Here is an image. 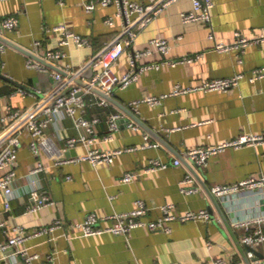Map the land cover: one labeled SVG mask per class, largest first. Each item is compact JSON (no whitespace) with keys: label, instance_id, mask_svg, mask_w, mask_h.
<instances>
[{"label":"crops","instance_id":"0c3cea01","mask_svg":"<svg viewBox=\"0 0 264 264\" xmlns=\"http://www.w3.org/2000/svg\"><path fill=\"white\" fill-rule=\"evenodd\" d=\"M95 0H0V21L14 16L18 27L6 31L0 37L35 53L45 50H64L66 57L49 70H79L86 66L93 55L100 52L121 33L124 20L118 16L115 4L97 5L87 11L85 4ZM147 3L150 0H131ZM193 8V0H179L155 16L139 31L131 48H128L114 66V72L122 75L129 70L133 51L143 50L154 38H166L170 53L158 52L138 60L139 66L147 63H163L167 60L192 58L186 63L172 66L168 63L140 74L137 82L125 89H117L115 99L125 105L131 114L117 104L89 106L85 111L88 119L98 117V140L92 146L105 151L135 147L124 152L113 163L93 166L88 162L59 164L61 159H77L86 155L91 146L78 142L67 146V139L77 136L74 122L66 118L52 123L47 131L58 146L57 154L41 149L35 155L30 146V135L23 124L20 135L23 140L19 150L17 178L14 182L15 198L10 210L0 198V242L14 234V227L22 226L31 232L63 220V228L54 232V239L45 235L25 243L31 253L39 254L34 264H45L49 256L53 264H212L222 258L229 264H247L244 259V237L256 230L264 234V221L250 228L237 227L235 222L264 216V197L249 192L231 195L225 202L219 201L232 232L204 185L194 174L184 155L191 149L223 144L242 135L264 134V78L251 82L253 70L264 66V42L241 51H219L216 41L230 43L234 33L240 31L255 37L264 30V0H215L209 23L197 21L185 23L182 14ZM114 24L106 23L108 18ZM67 24L75 33L87 37L90 46H60L61 36L53 28ZM214 37L211 38V33ZM39 42L41 47H36ZM6 49L0 52V117L9 111H26L37 104L40 94H23L20 89L46 92L55 83L50 72L29 68V56L0 39ZM82 78L88 79L86 73ZM245 77L239 85L227 91H195L170 96L175 85L194 86L206 80L230 78L237 74ZM169 96L158 105L142 103L131 105L148 96ZM98 95V94H97ZM99 96V95H98ZM119 113L120 128L110 141L109 118ZM137 118V119H136ZM136 124L137 128L130 126ZM7 126L0 118V134ZM158 143L159 147L151 144ZM176 158L183 159L174 165ZM158 159L168 167L155 172L142 173L133 181L122 182L128 172H142L150 160ZM40 160L46 169L39 174L40 192L52 198L53 204L37 212H28L34 202L30 195V170ZM192 174L200 191L187 195L181 191L180 182ZM264 174V142L229 146L212 154L198 169L203 182L214 190L219 185H231L249 176ZM70 177V178H69ZM142 200L148 207L142 217L155 221L162 217L161 206L174 204L173 211L181 216L189 211L207 210L209 220H173L171 232L138 227L128 234L103 233L79 236L76 224L89 213H96L102 226H109L114 214L127 213ZM241 244L239 248L234 236ZM68 236H75L68 238ZM255 258H264V242L255 247ZM252 264H256L248 255ZM0 264H6L0 261ZM16 264H25L19 259Z\"/></svg>","mask_w":264,"mask_h":264},{"label":"built area","instance_id":"2783aa9c","mask_svg":"<svg viewBox=\"0 0 264 264\" xmlns=\"http://www.w3.org/2000/svg\"><path fill=\"white\" fill-rule=\"evenodd\" d=\"M179 0H150L147 3L131 1V0H95L85 4L87 11H93L97 5L110 6L115 4L118 8V16L124 20L123 29L121 33L104 47L100 52L93 55L90 61L79 70L61 69L68 73L69 76H64L61 71L49 70L48 66L38 60L29 57L27 66L35 68L40 71L50 72L55 81L64 79V82L56 89L49 93L41 91H31L20 89V91L29 95L31 93L43 95L42 99L32 108L26 111H9L1 118L3 124L7 126L4 132L0 134V198L4 201L6 210H10L12 200L15 198L14 182L17 178V164L19 150L22 147L23 140L19 129L23 124H26V129L30 135V146L35 155L40 154L41 149L54 155L59 152L58 146L53 139L47 135V131L52 123L62 122L66 118H71L74 122L77 136L67 139L68 147H74L78 142H83L88 146H93L98 140V133L96 126L100 119L93 117L88 119L85 111L89 106H108L109 100L98 96L93 89L98 88L110 96H114L117 89H125L137 82L140 74L152 68H160L162 65L168 63L176 66L179 63H186L192 58L185 57L179 60H167L163 63H147L139 66L138 60L151 56L158 52L163 55L170 53V42L166 38H154L149 42V45L143 50L133 51L129 60V70L118 75L114 72V66L125 53L128 48H131L133 42L137 38L140 30L149 24V22L168 6L176 3ZM215 6V0H193V8L188 12L182 14V19L185 23L202 21L209 23L212 18V10ZM109 26L114 24L112 17L106 20ZM18 19L14 16L6 17L0 21V34L6 31H13L18 27ZM55 33L61 36L60 46L66 47L70 44H75L77 47L90 46V40L80 34L75 33L69 28L67 24H60L53 28ZM211 38L214 37V32L211 33ZM264 42V30H262L255 37H249L246 34L237 31L234 33V39L230 43L216 41L215 48L219 51H230L238 49L246 50L248 47ZM36 47H41L40 43H36ZM6 45H0V52H4ZM36 56L42 58L48 64H55L66 57L64 50H45L43 54L38 51ZM87 68L92 69L93 74L90 78L84 79L82 75ZM60 69V68H59ZM245 77L240 73L230 78H217L206 80L201 84L194 86L175 85L170 96H178L195 91H227L239 85L240 81ZM264 78V66L253 70L249 76L251 82ZM82 79L86 85L80 84L77 81ZM168 94L162 96H148L141 100L134 101L131 105L137 108L142 103L151 105H158L161 100ZM53 103L52 106L47 107L48 104ZM119 113H112L108 122V132L104 137L105 141H110L114 137V133L119 130V121L121 119ZM130 126L137 128L136 124L130 123ZM257 142H264V134L256 135H242L239 138L230 140L223 144L207 147H197L189 150L184 159L190 164L193 170L198 173L199 167L204 164L208 158L226 147L240 146L243 144H254ZM153 147H159L158 143L151 144ZM135 147H126L122 149H115L105 151L99 148H89L86 155L77 159H61L59 164H66L69 162H88L93 166H99L104 163H113L115 159L124 152L135 151ZM183 159L176 158L172 163L174 165H181ZM168 167V163L162 162L158 159L150 160L147 168L142 172H128L123 178L122 182L128 183L139 177L142 173L155 172ZM46 167L38 160L33 168L30 170L29 176L31 179L30 195L34 202L28 207V212H37L38 210L54 203L52 198L40 192L41 180L39 174L44 171ZM70 178V177H69ZM181 191L187 195L194 194L200 191L199 186L196 185V179L192 174H188L180 182ZM213 194L222 202L231 195L245 194L249 192H258L264 197V174L260 176H249L231 185H219L212 190ZM174 204L166 203L161 206L162 217L155 221H145L142 217L147 213L148 207L139 200L136 208L127 213L114 214L108 218L112 220L109 226H102L101 220L96 213H89L86 218L76 224L79 230V236H93L103 233L128 234L131 230L138 227H147L150 230H163L167 233L171 232L170 222L173 220L188 221V220H209L210 216L207 210L198 212L189 211L184 215L178 216L173 211ZM264 221V216H257L235 222L237 227L250 228L257 222ZM1 227H6V223L2 222ZM63 220H57L52 225L36 229L34 231H27L22 226L14 227V234L8 236L5 241L0 242V261L6 264H16L19 259L23 260L25 264H34V261L39 258V254L31 253L29 247L25 243L32 239L41 236H50L49 240L54 239V232L63 228ZM254 235H247L244 237V243L255 248L264 242V234L260 230H256ZM75 236H68L73 238ZM249 257L255 261L256 264H264L263 259L255 260L253 252L248 253ZM45 264H53L52 256H49ZM209 264V263H201ZM212 264H229L222 258L216 259ZM243 264V263H239Z\"/></svg>","mask_w":264,"mask_h":264},{"label":"water","instance_id":"95a60500","mask_svg":"<svg viewBox=\"0 0 264 264\" xmlns=\"http://www.w3.org/2000/svg\"><path fill=\"white\" fill-rule=\"evenodd\" d=\"M0 39H1L2 41H4L5 43H7V44H9V45H11V46L17 48L18 50H20V51L26 53L29 57H32V58L38 60L39 62H42V63L48 65V63L45 62V60H43L42 58L36 56L35 54H33V53H31V52H29V51H27V50H25V49H23V48L17 46L16 44H14V43H12V42H9V41L6 40V39H3L2 37H0ZM57 70H58V71H61V72L64 74V76H69L67 72H65V71H63V70H61V69H59V68H57ZM92 74H93L92 69H90V70L86 73V75H87L88 78H90V77L92 76ZM63 82H64V79H63V80H60V81H55L54 85L52 86V89L49 90V91H46L45 93H49V92H51L52 90L56 89V88H57L59 85H61ZM77 82L80 83V84L86 85V83H84L82 79H79ZM93 91H94L96 94H98L99 96H101V97H103V98L109 100V102L114 103V104H117L122 110H125V111H127L128 113H130V114L132 113V112H130V110H129L125 105H123L121 102H119L117 99H115L114 96H110V95L106 94L105 92H103L102 90H100V89H98V88H94ZM40 96L43 97V95H40ZM52 105H53V103H50V104L47 105V107L52 106ZM136 119H137V118H136ZM199 168H200V167H199ZM192 170H193V169H192ZM193 172H194V174L196 175V177L198 178V180L204 185L206 191L208 192V194H209L210 197L212 198L213 202L216 204L217 208H218L219 211L221 212V214H222V216H223V219H224V222H225L226 226L229 228V231L233 233L231 227H230L229 224H228V220H227V218L225 217L224 212H223V210H222V207H221V205L219 204V201L217 200L216 196L213 194L212 190H211V189H210V188H209V187L203 182V180L199 177L198 173H197L195 170H193ZM233 236H234V235H233ZM234 238L236 239L235 236H234ZM236 241H237V243H238L239 248L242 249V246H241V244L238 242L237 239H236ZM242 250H243V249H242ZM247 252H253L254 254H256L257 251H256L255 248H253V247H251V246H248V245H245V246H244V250H243L244 259H245V261H246L247 264H252V261H251V260L248 258V256H247ZM260 259H263V258H260ZM255 260H257V258H256Z\"/></svg>","mask_w":264,"mask_h":264}]
</instances>
